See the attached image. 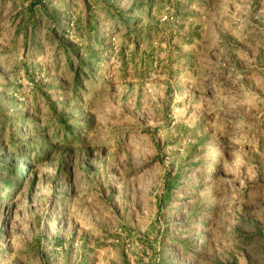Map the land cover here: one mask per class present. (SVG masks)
Listing matches in <instances>:
<instances>
[{
  "label": "rangeland",
  "instance_id": "374dc122",
  "mask_svg": "<svg viewBox=\"0 0 264 264\" xmlns=\"http://www.w3.org/2000/svg\"><path fill=\"white\" fill-rule=\"evenodd\" d=\"M0 264H264V0H0Z\"/></svg>",
  "mask_w": 264,
  "mask_h": 264
},
{
  "label": "trees",
  "instance_id": "16d2710c",
  "mask_svg": "<svg viewBox=\"0 0 264 264\" xmlns=\"http://www.w3.org/2000/svg\"><path fill=\"white\" fill-rule=\"evenodd\" d=\"M16 174V170L15 171H12V176H14Z\"/></svg>",
  "mask_w": 264,
  "mask_h": 264
},
{
  "label": "bare ground",
  "instance_id": "6f19581e",
  "mask_svg": "<svg viewBox=\"0 0 264 264\" xmlns=\"http://www.w3.org/2000/svg\"><path fill=\"white\" fill-rule=\"evenodd\" d=\"M244 91H246V88H243Z\"/></svg>",
  "mask_w": 264,
  "mask_h": 264
}]
</instances>
